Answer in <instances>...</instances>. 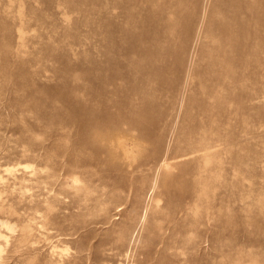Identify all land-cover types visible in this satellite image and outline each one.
Returning a JSON list of instances; mask_svg holds the SVG:
<instances>
[{
	"label": "rangeland",
	"instance_id": "374dc122",
	"mask_svg": "<svg viewBox=\"0 0 264 264\" xmlns=\"http://www.w3.org/2000/svg\"><path fill=\"white\" fill-rule=\"evenodd\" d=\"M0 264H264V0H0Z\"/></svg>",
	"mask_w": 264,
	"mask_h": 264
}]
</instances>
